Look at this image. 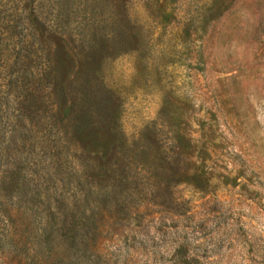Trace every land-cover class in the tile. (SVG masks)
Segmentation results:
<instances>
[{"label":"rangeland","instance_id":"obj_1","mask_svg":"<svg viewBox=\"0 0 264 264\" xmlns=\"http://www.w3.org/2000/svg\"><path fill=\"white\" fill-rule=\"evenodd\" d=\"M0 264H264V0H0Z\"/></svg>","mask_w":264,"mask_h":264}]
</instances>
